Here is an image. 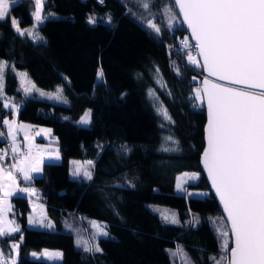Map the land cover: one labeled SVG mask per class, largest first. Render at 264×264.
<instances>
[{"label":"trees","instance_id":"1","mask_svg":"<svg viewBox=\"0 0 264 264\" xmlns=\"http://www.w3.org/2000/svg\"><path fill=\"white\" fill-rule=\"evenodd\" d=\"M173 3L150 0L145 11L137 0H44L38 41L11 25L13 18L21 28L33 22L34 0H17L0 21V59L10 62L4 90L20 102V123L51 128L60 155L26 183L34 186L32 196L44 204L54 228L28 226L29 198L11 197L9 215L20 231L0 238V249L8 256L11 243L18 242L16 264H178L170 256L176 245L192 264L220 259L222 238L213 221L228 231L227 223L200 167L206 111L194 89L202 69L186 63L181 46L188 32ZM166 6L173 8L175 25L168 22ZM150 17L159 34L147 27ZM14 68L26 70L40 87L60 85L68 104L23 95ZM158 103L170 121L158 114ZM87 107L90 122L79 125L76 119ZM10 115L0 101V118ZM5 143L0 139V146ZM71 158L91 159L93 179L70 177ZM183 171L198 172L185 190L203 196L175 190ZM148 203L173 208L179 223L166 222ZM89 218L105 223L108 235L97 238L101 252L75 244L73 229ZM44 247L60 249L61 260L29 257Z\"/></svg>","mask_w":264,"mask_h":264},{"label":"snow or ice","instance_id":"2","mask_svg":"<svg viewBox=\"0 0 264 264\" xmlns=\"http://www.w3.org/2000/svg\"><path fill=\"white\" fill-rule=\"evenodd\" d=\"M15 3L16 0H0V21H5L10 16V7ZM43 3L44 0H34L35 11L32 16L35 23L32 28L22 30L15 18L11 20L12 27L19 35H27L33 40L42 39L37 32V26L46 19L42 15ZM137 3L145 11L150 9V0H137ZM174 3L183 17L182 23L187 25L191 39L195 41L197 55L189 51L188 62L202 68L208 76L246 86L227 87L205 77L202 85L194 89L195 98L206 100L207 103V146L204 148L201 163L223 206L232 238L230 248L228 240H223L220 259H210L213 264H264V0H174ZM166 11L171 25L172 19H175L173 8L166 6ZM89 22H93L91 17ZM147 27L157 34L161 31L152 20L147 21ZM184 47H192L188 37L184 39ZM6 67V63L0 61V97L3 96ZM17 75L21 77L25 93L37 91L41 96L51 95L37 89L27 78V73L21 72ZM102 76L103 73L99 72L98 77ZM62 91L57 88V98H61L59 94ZM148 95L158 100L152 89L148 90ZM4 107H11V115L15 117L18 110L16 105L5 103ZM157 112L165 120H171L162 104L157 107ZM89 116L90 113L86 112L80 122L87 124ZM3 124L7 127V139L10 141L9 146L15 162L7 168L0 164V238L20 231L14 222L5 219L6 210L11 208L7 204L8 198L17 192L35 194V189L18 186L15 173H19L25 181H31L32 173L39 172L43 163V157L39 154L42 149H37L34 154L35 145L28 140L24 146L27 150L21 151V146L17 143V129L29 126L17 124L14 118H4ZM4 135L0 132V137ZM166 140H172V137H166ZM172 142L176 143L174 140ZM7 155V149H0V161ZM54 156L59 159L58 153ZM74 163L76 168L72 172L73 176L82 175L86 180L93 179L87 166ZM87 165L91 166L92 162L88 161ZM196 176L193 173L188 178L195 179ZM177 187L181 188V185L178 184ZM29 222H33L31 218ZM171 222L177 223L175 218ZM91 224L96 229L93 239L97 235H108L95 221ZM46 226L53 225L49 221ZM229 231L217 228L219 235L224 238L229 236ZM80 246L78 241L77 247ZM18 249L19 244L11 245L12 251L18 253ZM83 250L89 253L102 251L98 244L87 243ZM170 254H179L182 264H192L180 246H177L176 252ZM43 255L49 259L62 257L59 252L45 251ZM0 264H15V260L5 257L0 251Z\"/></svg>","mask_w":264,"mask_h":264},{"label":"rangeland","instance_id":"3","mask_svg":"<svg viewBox=\"0 0 264 264\" xmlns=\"http://www.w3.org/2000/svg\"><path fill=\"white\" fill-rule=\"evenodd\" d=\"M96 1H98L101 4L103 0H96ZM173 4L175 5V3H173ZM175 9H176V7H175ZM34 11H35V4H33L32 13ZM43 11L44 10L42 9V15L45 16ZM176 12H177L179 18L181 19L177 9H176ZM169 18L170 17L167 14L168 22H169ZM148 20H152L153 22H155L157 24V22L155 21L154 17H150ZM176 22L177 21H176V17H175V19H172L171 24L175 25ZM34 23H35V21H34V18H33V22L31 24H29L28 26H25L24 28H21V27L20 28L22 30L23 29H30V28H32ZM41 24H39L37 26V32H38L40 37H42V36H41V34H40L39 30H38V27ZM146 25H147V22H146ZM31 40H33V39L31 38ZM39 40H41V39H39ZM33 41H38V40H33ZM189 43H193V42L190 40ZM182 45L184 47V42L183 41H182ZM189 51H191L192 54L195 55L194 52H193V48H188V51H185L186 52L185 53L186 58H187V54H188ZM0 61H4L7 66L10 65V62L7 59H0ZM186 63H187V65L192 67V69L196 68V66H194V65H192V64H190L188 62V58L186 60ZM13 70L15 71V74H16V77H17L18 89L21 91V93L23 95L35 96V97H38V98H41V99L49 100V101L60 103V104H65V105L68 104V99H67V97H66V95H65V93L63 91H62V93L59 94L61 96V98H57V95H58L57 94V88H61L62 89V87L60 85L56 86L53 89H46V88L40 87L37 84H35V82L29 77L28 74H27V78L29 80H31L33 84H35L37 89H39L42 92L49 93L51 95L50 96L49 95L41 96L39 94V92H37V91H32L30 93H25L24 88L21 85V77L18 76L17 73H21V72L22 73H27L26 70L20 69V68H14ZM198 76L202 78L203 73L201 72V70L198 71L197 77ZM200 81H201V79H200ZM200 81H197V83L199 84L198 85L199 87H200ZM4 84H5V72H4V81H3V96L0 97V101L2 102L3 107H4L5 103H8L10 106L11 105H16L18 110H19L20 102L15 100V98L13 96L6 94V92L4 90ZM197 101H198V103H203V100H197ZM159 104L160 103H158V106H159ZM203 105H204V103H203ZM5 109L10 110V114H11V107H8V108H5ZM18 110H17V112L15 114V117L10 115V116H5L4 118H8L10 120L14 118L16 123L20 124V121H18V117H17L18 116ZM86 112L90 113V109L88 107L85 108V110L76 119V122L79 125H88L89 124L90 116H89V122L87 124H84V123L80 122L81 118L84 116V114ZM4 118L3 117H2V119L0 118L1 119L0 122H1L2 126L4 127V131H5L4 134L5 135L3 137H0V139L5 140L6 143H5V145L0 146V149H7L8 155L5 158L9 159V161L4 159L3 161H0V164H3L5 166V168H7L11 164H13L15 161L13 159V154H12L11 148L9 146L10 145V141L7 139V127L3 124V119ZM27 124L28 123H26V122L23 123V125H27ZM41 130H49V131H41ZM0 132H2V130ZM26 135H27L28 139H26ZM16 140H17V143L21 146L20 147L21 151H26L27 150L24 146H25L26 143H28V140H30L31 143L33 145H35L34 154H36V150L37 149H42L43 151L40 152L39 154L43 157V163L44 162H59L60 161V155H59V159H56L55 156H54L55 153L59 154L58 146H57V138L54 136L51 128L48 127V126H44V125L34 126V127L30 128V130H28V127H27L25 129H21L20 131L17 129ZM88 161L92 162L91 159L71 158L69 160V176L72 177V178H83L84 179V177L82 175L79 176V177H75V176L72 175V172L76 168V164L74 162H78L81 165L87 166L89 168V170L92 172V165L88 166L87 165ZM43 163L40 165L41 170L39 172H33L32 173V177H40L42 175ZM92 164H93V162H92ZM193 173L197 174L196 178L195 179H189L188 177L191 176ZM185 174H187V175H185ZM15 175L17 176V184H18L19 187L21 185V188H25L26 187V188L35 189L34 186H32L30 184L29 185L25 184V183H27V181H25L23 179V177L19 173H15ZM197 178H198V172L197 171H183V172L179 173L177 175L176 182H175V190L178 193H190V194H193V195H196V196H203L204 195L203 191L198 190V191H193V192H190V191L187 192L185 190L186 184L188 182L195 181ZM19 179H21V180L19 181ZM178 184L181 185V188L177 187ZM19 193H21V192H17L15 194L19 195ZM15 194H14V196H15ZM21 194H24V195H26L29 198V205L31 207V210H29V212L27 214V225L30 226V227H34V228H44V229L54 228V223H53L52 219L47 215L46 209L45 208L40 209L41 207H45L44 204L39 202V201H37V200H35L34 197L32 195H29L28 193H21ZM12 196H10L8 198V200H7V204H9L11 206H12V203H11V197ZM148 206L153 212L157 213L166 222L172 223L171 222L172 219L175 218L177 223H173V224H178L179 223L177 214H176V212H175V210L173 208L165 206V205L154 204V203H148ZM10 210H11V208L6 210L5 219H6V221L14 222L13 219L9 215ZM165 217H167V219H165ZM30 218L33 221L32 223L29 222ZM49 221L53 225L52 227H47L46 226ZM92 221H95L97 225L102 226L104 228V230L106 231L105 223L103 221L95 219V218H91V219L89 218L88 220H86V222H87L86 226L83 227L82 224L80 223V224H77V227L73 229L74 230V234H75V244L76 245H77L78 241L80 242L81 247H84L85 243L90 244V245L98 244L97 238L100 237V236L97 235L95 237V239H93V234L95 233L96 229L93 228V226L91 224ZM215 225H216V229L220 228L222 231H227L225 229L224 223H222L221 221H219V220L216 221ZM15 226H16V224H15ZM67 228H69L68 225H67ZM227 229H228V226H227ZM229 235H230V233H229ZM221 238H222V240L220 239L221 242H223V240L226 239V238H224L222 236H221ZM13 243H17L18 244V242H12L11 245ZM228 243H229V248H230L231 247V237H230V241L228 240ZM177 246H180V245H176V247L174 249H170L171 250L170 253L171 252H176L177 251ZM180 248L183 249V247H181V246H180ZM0 251H2V250L0 249ZM45 251H47L49 253L59 252V253L62 254L60 249L44 247V248H42L41 250H38V251H35V250L31 251L29 253V257L33 258V259H43V260H47V261H59L62 258L61 257V258L49 259L45 255H43V253ZM183 252L186 253V251L184 249H183ZM33 253H36V255L34 256ZM18 256H19V253L15 252V251H12V250H11L10 255H8V256L5 255V257H11V259H14L15 260V264H16V260H17ZM170 256H171L172 259H175V261H177L178 264H182V257L179 254L177 256H173V255L170 254Z\"/></svg>","mask_w":264,"mask_h":264},{"label":"water","instance_id":"4","mask_svg":"<svg viewBox=\"0 0 264 264\" xmlns=\"http://www.w3.org/2000/svg\"><path fill=\"white\" fill-rule=\"evenodd\" d=\"M173 1H174V0H173ZM176 9H177V11H178V13H179V9H178L177 7H176ZM179 15H180V14H179ZM180 17H181V19L183 20V17H182L181 15H180ZM185 26H186V28H187V25H186V24H185ZM187 32H188V37H189V39L195 44V41L191 39V32H190V30H189L188 28H187ZM201 63H202V60H201ZM202 73H203V76H202L201 81H200V86L202 85L204 78L207 77L208 79L212 80L213 82L218 83V84H222V85L227 86V87H235V88H244V87H246V86H244V85H235V84H231V83L228 82V81L218 80L215 76H208V73L205 72L203 69H202ZM203 103H204L203 107H204V109H205V111H206V123H205V127H206L207 122H208L207 103H206V100H203ZM205 127H204V142H205V146H204V148L207 146V141H206V138H205ZM203 151H204V149H203ZM203 151H202V154H203ZM202 154H201V157H202ZM201 157H200V167H201V170H202L204 176L206 177V179H207V181H208V184H209V186H210V189H211V191H212L214 197H215L216 200H217V203H218V205H219V207H220V209H221V212H222L223 218L225 219V221H226V223H227L228 230H230V224L228 223L227 216H226V214L224 213L223 206H222V204L220 203V200H219V198L217 197L216 192H215V190H214L213 187H212L211 181H210L209 178H208V174H207L206 170L204 169V167H203V165H202V163H201ZM229 233H230V231H229ZM230 237H231V233H230ZM231 246H232V238H231Z\"/></svg>","mask_w":264,"mask_h":264},{"label":"crops","instance_id":"5","mask_svg":"<svg viewBox=\"0 0 264 264\" xmlns=\"http://www.w3.org/2000/svg\"><path fill=\"white\" fill-rule=\"evenodd\" d=\"M17 1V0H16ZM20 124H23V123H20ZM27 126H29L28 127V130H30V128H32V127H34V126H32V125H28L27 124ZM19 131L21 130V129H18ZM5 160H7V161H9V159H7V158H5ZM21 179H19V181H20ZM29 181H27V183H28ZM26 184V183H25ZM28 185V184H27ZM20 187H21V185H20ZM19 194H21V193H19ZM16 195V194H15ZM14 196V195H13ZM43 208H45V207H41L40 209H43ZM30 210H31V207H30ZM52 229V228H51Z\"/></svg>","mask_w":264,"mask_h":264},{"label":"built area","instance_id":"6","mask_svg":"<svg viewBox=\"0 0 264 264\" xmlns=\"http://www.w3.org/2000/svg\"><path fill=\"white\" fill-rule=\"evenodd\" d=\"M189 44L192 45L191 48H193V52H194V54L197 55L196 50H195V44H194V43H189ZM181 48H182L184 51H188V48L183 47V45L181 46ZM189 50H190V49H189Z\"/></svg>","mask_w":264,"mask_h":264},{"label":"bare ground","instance_id":"7","mask_svg":"<svg viewBox=\"0 0 264 264\" xmlns=\"http://www.w3.org/2000/svg\"><path fill=\"white\" fill-rule=\"evenodd\" d=\"M185 25V24H184ZM186 27V26H185ZM187 29V28H186Z\"/></svg>","mask_w":264,"mask_h":264}]
</instances>
